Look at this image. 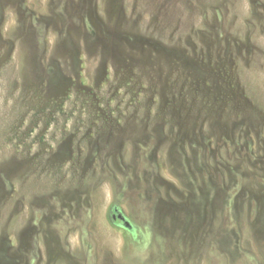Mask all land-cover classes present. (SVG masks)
Masks as SVG:
<instances>
[{
	"label": "rangeland",
	"instance_id": "rangeland-1",
	"mask_svg": "<svg viewBox=\"0 0 264 264\" xmlns=\"http://www.w3.org/2000/svg\"><path fill=\"white\" fill-rule=\"evenodd\" d=\"M0 264H264V0H0Z\"/></svg>",
	"mask_w": 264,
	"mask_h": 264
},
{
	"label": "flooded vegetation",
	"instance_id": "flooded-vegetation-1",
	"mask_svg": "<svg viewBox=\"0 0 264 264\" xmlns=\"http://www.w3.org/2000/svg\"><path fill=\"white\" fill-rule=\"evenodd\" d=\"M114 217H112V221L117 224H123L122 218L118 217V213L113 212Z\"/></svg>",
	"mask_w": 264,
	"mask_h": 264
},
{
	"label": "water",
	"instance_id": "water-1",
	"mask_svg": "<svg viewBox=\"0 0 264 264\" xmlns=\"http://www.w3.org/2000/svg\"><path fill=\"white\" fill-rule=\"evenodd\" d=\"M114 217V216H113ZM120 217V216H119ZM125 226H127V223H125Z\"/></svg>",
	"mask_w": 264,
	"mask_h": 264
}]
</instances>
